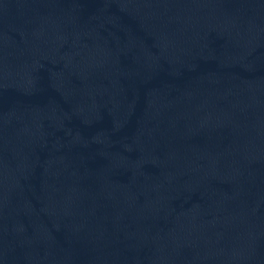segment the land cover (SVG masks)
Masks as SVG:
<instances>
[{"label": "water", "instance_id": "water-1", "mask_svg": "<svg viewBox=\"0 0 264 264\" xmlns=\"http://www.w3.org/2000/svg\"><path fill=\"white\" fill-rule=\"evenodd\" d=\"M0 264H264V0H0Z\"/></svg>", "mask_w": 264, "mask_h": 264}]
</instances>
